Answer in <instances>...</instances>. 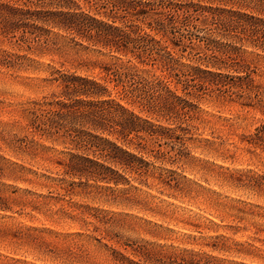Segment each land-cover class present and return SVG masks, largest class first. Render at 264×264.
Instances as JSON below:
<instances>
[{
	"label": "rangeland",
	"instance_id": "374dc122",
	"mask_svg": "<svg viewBox=\"0 0 264 264\" xmlns=\"http://www.w3.org/2000/svg\"><path fill=\"white\" fill-rule=\"evenodd\" d=\"M193 1L211 8L238 9L239 0ZM183 45L173 52L184 67L214 71L213 57L222 60L219 52H209L200 42ZM61 49L26 51L24 45L19 49L13 41L0 38V56L2 52L25 55L30 62L24 64L32 68H0V151L4 156L37 174L62 178L55 162L76 152L66 144L20 131L25 125L20 110L58 92L52 81L56 70L75 72L105 78L111 98L163 127L183 130L175 132L176 139L148 142L146 151L152 152L143 154L154 166L173 171L155 170L153 176L160 174L171 181L168 185L149 177L147 186L130 182L110 189L111 194L102 185L64 178L66 183L74 182L69 195L42 188L39 183L44 180L6 181L18 190L14 197L33 198L22 192L27 190L51 198L41 211L0 212V264H120L118 254L140 264H264V47L243 49L242 59L253 81L251 92L235 88L222 93L226 89L214 85L187 88L192 104L189 115L172 114L165 119L148 116L127 96L128 83L109 81L112 77L106 76L104 68L122 72L132 67L149 82L168 81L169 88L183 97L184 81L189 78L173 77L179 74L178 68L169 77L162 65L151 68L134 60L128 63L125 57L112 60L103 52L79 46ZM220 70L235 75L232 70ZM24 136L46 149L32 144L31 150L22 149L15 157L6 144ZM134 148L129 147L135 152ZM155 153L164 161L155 160ZM139 247L149 256L135 251Z\"/></svg>",
	"mask_w": 264,
	"mask_h": 264
},
{
	"label": "trees",
	"instance_id": "16d2710c",
	"mask_svg": "<svg viewBox=\"0 0 264 264\" xmlns=\"http://www.w3.org/2000/svg\"><path fill=\"white\" fill-rule=\"evenodd\" d=\"M237 5L238 9L211 8L193 0H0V38L13 41L19 49L24 45L26 51L60 52L61 48L79 46L103 52L112 60L125 57L129 58L128 63L134 60L151 68L162 65L169 77L178 68L179 74L174 73L173 77L189 78L184 81L183 97L169 88L168 81L149 82L132 67L122 72L104 68L106 76L112 77L109 81L128 83L127 96L148 116L165 119L172 114L189 115L192 104L187 98L190 97L187 88L214 85L226 89L222 93L235 88L252 91L253 81L242 53L244 47H264V0H239ZM193 41L202 43L209 52L220 53V62L215 57L211 61L214 71L184 67L174 58L173 48L180 45L184 48L183 44L190 45ZM24 61L30 62L25 55L2 52L0 68L32 70ZM183 68H186L184 74ZM220 69L232 70L235 75L223 74ZM53 74L58 92L20 110L25 121L20 131L66 144L76 153H68L67 158L55 162L62 175L58 178L37 174L0 151V212L25 208L41 211L45 201L51 198L27 190L22 192L33 198L14 197L18 190L5 184L6 181L44 180L39 183L42 188L67 195L72 193L74 182L66 183L64 178L102 185L108 191L130 182L147 186L149 177L169 185L171 180L153 173L173 171L154 166L143 154L152 152L146 151L148 142L176 139L175 132H183L179 126L163 127L111 98L105 78L58 70ZM32 144L46 149L32 138L27 140V136L7 143L6 147L17 157L18 151L31 150ZM132 145L135 152L129 149ZM35 151L31 154L35 155ZM152 157L164 161L156 153ZM135 251L149 256L143 247ZM118 256L120 264H140L121 254Z\"/></svg>",
	"mask_w": 264,
	"mask_h": 264
}]
</instances>
